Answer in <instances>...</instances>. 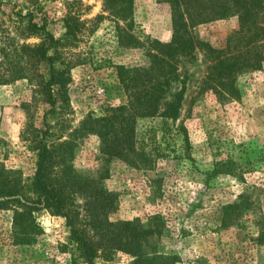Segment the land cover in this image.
<instances>
[{
	"label": "rangeland",
	"instance_id": "obj_1",
	"mask_svg": "<svg viewBox=\"0 0 264 264\" xmlns=\"http://www.w3.org/2000/svg\"><path fill=\"white\" fill-rule=\"evenodd\" d=\"M68 13L82 25L63 49L70 65L67 104L50 112L34 82L17 78L29 68L25 46L41 41L26 37L24 27L33 17L61 39ZM237 24L215 21L194 34L221 47ZM130 26L133 46L127 47V25H116L103 0H0V164L29 182L36 158L21 140L29 122L48 128L51 141L68 142L71 182L87 179L88 196L105 207L93 226L94 212L76 224L93 234L95 264H264V63L236 77L239 99L221 102L201 90L210 65L204 50L180 59L178 80L163 101L179 103L178 115L137 120L135 165L104 156L96 135L76 133L88 116L102 117L126 102L117 68L147 67L150 42L170 41L169 5L133 0ZM36 68L34 78L41 79L47 68ZM101 193L113 201L99 199ZM83 201L79 194L76 206ZM32 215L33 242L21 245L14 243L11 213H0V264H84L74 262L64 217L46 210Z\"/></svg>",
	"mask_w": 264,
	"mask_h": 264
},
{
	"label": "trees",
	"instance_id": "obj_2",
	"mask_svg": "<svg viewBox=\"0 0 264 264\" xmlns=\"http://www.w3.org/2000/svg\"><path fill=\"white\" fill-rule=\"evenodd\" d=\"M170 7L171 38L168 43L150 42L146 49L149 64L144 68H117V78L124 91L126 102L108 107L99 118L88 116L76 133L93 134L100 139L101 153L108 157L122 158L128 164L135 165L136 152L135 128L140 118L161 116L175 119L179 103L164 104L165 95L172 83L178 80L180 59L195 58L196 48L204 50L210 62L206 76L201 82L202 92H213L219 101L237 100L240 92L235 85L236 77L257 71L264 63V23H259L264 13V0H164ZM103 8L118 25L119 21L127 25L124 35L127 47L133 46L129 29L133 14V0H103ZM235 18L237 29L229 37L225 46L213 47L201 42L194 34L197 26L215 21ZM65 34L56 39L47 31L46 23H37L30 17L24 27L26 37L39 38L40 44L25 46L26 71L18 73L17 78L27 76L34 82L43 96L50 112L59 104H67L66 87L70 81V65L63 62V49L73 44L82 23L71 13L63 19ZM118 29H121L118 27ZM122 38V37H121ZM45 65L47 72L41 79L34 78L36 66ZM29 72V73H27ZM164 106L163 112L160 114ZM45 122V121H44ZM30 123V124H29ZM21 140L35 155V170L28 183L21 180L15 171H8L0 164V213H11L14 243L30 244L35 231L33 213L42 210L64 217L70 232L69 242L73 244L74 262L95 264L97 248L91 235L85 228H78V219L91 215L90 225L97 223L102 216L98 207L99 200L92 201L88 191L92 183L87 179L70 180L68 166L69 155L67 141H51L49 129H36L29 122ZM79 194L83 203L76 206ZM103 199L113 201L112 194H99ZM92 204L94 208L92 207ZM84 212V213H83ZM83 213V214H82ZM100 220V219H99ZM99 223V222H98ZM123 225L129 226L130 223Z\"/></svg>",
	"mask_w": 264,
	"mask_h": 264
}]
</instances>
